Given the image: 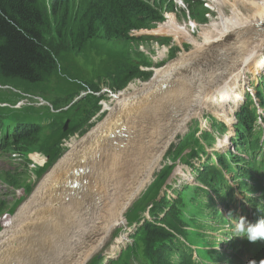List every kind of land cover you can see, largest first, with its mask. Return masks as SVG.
Wrapping results in <instances>:
<instances>
[{"label":"bare ground","instance_id":"bare-ground-1","mask_svg":"<svg viewBox=\"0 0 264 264\" xmlns=\"http://www.w3.org/2000/svg\"><path fill=\"white\" fill-rule=\"evenodd\" d=\"M207 5L216 18L198 29L199 37H194V29L199 27L196 25L177 26L175 21L168 20L159 27L156 34L178 30L179 34L166 35L174 38L178 45L189 44L193 51L154 72L151 81L142 89H136L132 84L113 95L114 106H104L107 118L70 145L69 151L43 176L28 201L5 223L10 226L6 231L11 232L12 237L0 246V249L4 248L0 253L2 262L7 254L16 253L18 260L15 264L25 260L26 264H85L105 245L113 228L124 224L125 211L150 181L155 168L162 160L171 162L166 156L173 147L167 148L177 135L184 134L187 123L207 108L214 93H224L225 87L236 83L228 95L238 98L245 84L237 76L238 70L245 65V51L250 50L255 39L258 45L264 46L261 37L264 35V0H208ZM230 35L234 36V43L221 57L228 59L235 55L241 59L236 73L230 69L226 75H214L205 85H199V90L195 85L188 86L182 79L177 87L171 86L178 80V65L188 66L191 62L189 56L198 57L200 50L211 48ZM161 60L163 56L159 57ZM161 90L160 98H146L147 101L138 98L140 94ZM152 100L157 105L149 104ZM229 109L236 111L233 106ZM155 110L158 112L153 115ZM234 113L229 116L227 112L228 119L221 120L230 124L236 117L237 112ZM263 120L257 119L256 125ZM204 132H200L201 136H205ZM177 163L189 168L183 160L175 165ZM159 170L160 167L154 176ZM248 179L253 183L254 174H247V183ZM151 185L153 183L142 193ZM228 189L231 191L233 186ZM197 200L203 206V198ZM186 203L183 199V204ZM128 228L133 229L131 225ZM124 249L116 248L119 253ZM57 251H60L59 255Z\"/></svg>","mask_w":264,"mask_h":264},{"label":"trees","instance_id":"trees-1","mask_svg":"<svg viewBox=\"0 0 264 264\" xmlns=\"http://www.w3.org/2000/svg\"><path fill=\"white\" fill-rule=\"evenodd\" d=\"M116 1L123 2L125 5H112L113 1L102 0L96 3V6L92 9L85 8L81 25L78 28L74 25V28L72 27L66 34L68 26L64 27L65 21L62 24H52L50 21L46 23V13L35 9L31 5L33 3L32 0H0V83H7V76L19 75L27 78L25 86L29 84L40 85L46 91H50L48 88L50 87L55 93L61 95L63 93L62 85L54 84L50 80H47L46 85L43 81V77H46L48 73L52 75V67L56 61L54 58H57L65 63L63 77L67 84L64 83V85H73L77 92L81 90V86L83 85L81 81V78L85 77V70L83 68L90 70L91 77L96 81H102L101 76L103 78L107 77L111 80L113 88H117L120 80L123 79L120 84L123 88L137 71L138 64L132 60L131 56L136 55L135 50L138 49L139 43L132 44L130 47L131 52L121 57L120 53L111 48L110 40H122L130 29L149 27L152 22L160 21L162 17L152 8L135 0ZM57 2L58 0L54 4H57ZM162 2H164V5L162 7L157 6L158 8H166L167 11H172L171 2L168 0H162ZM192 5L190 16L198 20L197 23L200 25L207 23V18H205L206 10L203 8L202 3L196 1ZM167 18L174 19L172 15H169ZM58 32L62 36L61 46L55 44L54 41H50V38L58 35ZM44 36L49 37L44 38ZM143 39L144 37H142ZM46 48L51 51L53 57ZM75 58H80L82 61L81 69L76 67ZM88 59L91 60L88 61ZM100 60L103 61L99 62ZM72 80L78 81L81 85H76ZM93 88L94 90L97 89L95 86ZM256 91L258 101L264 108V80L256 87ZM75 95L77 96L78 94ZM71 99H67L66 104ZM88 99L96 101L92 95L88 96ZM78 104L77 102L73 106ZM95 111L94 108L92 112H89L88 118ZM42 116L46 118L50 114L45 111L42 112ZM250 116H252L250 110L247 106H244L236 115L238 121L237 127L252 128V122L249 120ZM59 119L57 118V121ZM255 119L256 115L253 114L252 120L254 121ZM28 126L30 128L26 129L23 135H20L17 131L19 140H15V145H17L18 149L24 153L30 149L45 147L46 149L43 151H48L54 157H57V151L59 150L57 144L60 138H67L73 131L70 129L65 134L59 133L57 137H52L47 133L45 137L46 129L38 130L34 126L24 125V127ZM77 126L78 124L73 129ZM192 138L193 134L182 138L179 141L178 147H173L167 153L166 159L171 162L175 161L176 163L181 155V150L189 147ZM249 145L254 150L255 145L251 143ZM195 155L194 151H192L191 156ZM193 159L186 156V158L181 157L180 161L183 160L190 164ZM219 160L221 161L222 159L220 158ZM208 165L210 164L202 165L199 171L209 170ZM211 167L216 168L213 165ZM170 173V167H166L161 171L156 176V183L151 185L146 194L136 202L135 208L143 207L153 201L158 196V188L162 189ZM12 176L7 174L9 182L14 187H18ZM200 176L202 177L201 174ZM201 181L206 182L202 178ZM172 202L174 204L165 200L154 203L151 215L155 219L150 223L146 222L142 225L137 234V237L143 243L147 241V247L143 256L148 264H171L169 253L171 247L175 246L176 239L173 235V230L176 229V222L179 221L178 205L176 201ZM3 208L6 209L5 207ZM165 210H167L165 216L159 219L157 216ZM133 221L140 222L139 213L135 215V220L133 218L131 222ZM180 255L183 258V254Z\"/></svg>","mask_w":264,"mask_h":264},{"label":"rangeland","instance_id":"rangeland-1","mask_svg":"<svg viewBox=\"0 0 264 264\" xmlns=\"http://www.w3.org/2000/svg\"><path fill=\"white\" fill-rule=\"evenodd\" d=\"M195 1H203L204 7H206L208 0H195ZM61 9H63L62 6H61ZM84 9L80 10V12H81L80 14H84ZM180 9L181 10H179V12H182V10H185L184 7H180ZM179 12L176 13L178 17H180ZM208 12H209V16L207 17V15H206L207 24H210L211 22L215 21L216 17H215L214 11L208 10ZM168 15H174V14L169 13V14L164 15V18L167 19L166 21H168V20L175 21V19L167 18ZM47 20L48 19H45L46 23H48ZM62 22H63V20L60 19L59 24L60 23L62 24ZM164 22H165V20L160 24H153V26H152L153 31H151L149 34H147V36L144 38L142 48H140L139 50L138 49L135 50L136 55H133L135 57L134 62H136L140 67L131 76L132 79L131 80L129 79V82L127 83V85L124 88H122L120 86V84L123 81V79H121L116 90H113L112 86L108 87L106 85H99L97 87V90H101V89L102 90H101V93H98L93 88V82L91 81V79L93 77H91L90 70L83 68V70H85V77L81 78L83 85L81 86V90L79 92H77L76 88L73 85H64V83L67 84V82L64 80V77H63V71H64L63 69L65 66V63L62 62L61 60L57 59V58H54L56 61H55L54 66L52 67V75L48 73L46 77H43V81L45 82L46 85H47V83H46L47 80L52 81L54 84H58L60 86L62 85L61 87L63 88V93L61 95L55 93L50 87H48L50 91H46L45 88H41L40 85L29 84L28 86H24V89L26 92L37 96V98H36L37 101L39 100V98L45 100L43 110H41L40 113L47 111V113L50 114V117L53 119L52 122H49L48 125L45 127V129L47 130L49 135H51L52 137H57L59 135V133L65 134L70 129L73 130L67 138H60L61 141L58 142L60 144L57 145L59 148V150L57 151V154L62 153L64 151V149H66V150L64 151L63 154L58 156V158L61 157L62 155L64 156L65 152L68 149H70L69 146L71 144L80 140L85 134H88L89 132H91L92 131L91 129H94L99 123H101L100 121L102 120L103 115L105 117L103 120H105L107 118L108 113L106 111H104L103 106H105V105H109L111 107L114 106V99L111 98V96L115 95L114 93L117 94L120 90H123V89L126 90V88H128V86H130L132 84L135 85L136 89H142L144 87V84H147L151 81V79L154 75V72H157L158 70L165 68L169 63H173L177 59L181 58L184 55H188L193 51L191 49L190 45L187 43H185L184 45H181V46L176 44L174 38H173L174 40L171 39L170 41H160L161 40L160 38H163L166 35L165 36L164 35H158V34H156V31L158 30L157 27L159 25L161 26ZM177 22H178V24H180L178 19H177ZM185 23L186 24H183V22H181V24H183L185 26H188V24H189L190 26H188V27L195 26V25L199 26V27H195V29H194V31H196L194 34V37H196V36L199 37L198 36V32H199L198 29L203 25H200L198 23L195 24L193 22H190V23L185 22ZM64 27H65V25H64ZM65 33L66 34L68 33V29L66 30ZM138 34H139V36L144 37L143 32H139ZM58 35L50 38V41H54L55 44H57L58 46H61L62 45V36H61V34H59V32H58ZM133 35L134 34L131 33V36H133ZM46 37H49V36H44V38H46ZM233 37H234L233 35H230L229 38L228 37L222 38L221 39L222 41H220L217 45H214L211 48H204V50L203 49L200 50L198 57H194L193 55L189 56L188 58L191 61L190 64L186 67H183L182 65H178L179 70L176 71V74L178 76V80H175L174 82H172L171 86L173 88H174V86L177 87L178 86L177 83H181V79H182L183 81H185V83L188 86H190V85L194 86L195 85L196 88L199 90V88H200L199 85L200 86L205 85L206 81L210 77H213L214 75L218 76L219 74H222V73L224 75H226L228 70H230V69L232 70L231 71L232 73H236L238 63L241 62V59L239 58V60H238V58L235 55L231 58H228V59H224L223 57H221L222 53L227 50L228 46H230L231 44L234 43ZM261 37L263 38V41H264V35H262ZM155 40L158 42V44L155 43ZM117 43L118 42L116 40H113V42H112V44H114V45H117ZM46 49L50 53V55L53 57V54L51 53V51L48 48H46ZM180 53L183 55H180ZM246 55H247V57L244 61L245 65H243V67L241 69H239L237 72V76L242 78L244 80L243 83H245L244 86L241 87L242 89L240 88L241 94L238 96V98L233 99L228 95L229 90L232 89L233 86L236 85V83H232L231 85L225 87L224 93H222L221 91H217V93H214V95L211 97V100L209 101L207 108L200 111L201 114L199 113V116L202 115L201 118L200 117L192 118L187 123V128L185 129L184 134L182 133L180 135V136H184L187 133V129L189 128L188 126H189L191 121L200 120V126L202 128L200 130V132L202 133L205 131L204 129H207L205 131L206 132L205 136H201L200 140H204V142L206 144H208V143L210 144L211 148H208V145H207V151L209 153V156H208L209 158H211V155L214 153L224 152L228 148H231V142L227 141V139L229 137L232 138L234 132L231 131V129L228 125L229 131L226 135H224L227 131L225 129L221 130L220 127L217 125V123L226 124L221 119H224L225 117L228 119L227 112L229 113V116L231 115V113L232 114L234 113L229 108H231L233 106V108L236 109V111H237V108H240L243 105L244 100H245L244 98H245L246 94L250 93L252 96L255 95V92L253 89H255V87L260 83V81L262 79L264 80V46H262V44L258 45V40L255 39V42H254L253 46L250 48V50L248 48L245 51V56ZM161 56H163V59H164L163 61L162 60L159 61V57H161ZM89 60H91V59H88V61ZM74 61H75L76 67L78 69H81L82 68V61L80 60V58H75ZM226 63L230 64V65H227ZM235 63L237 65H235ZM222 66H223V68H222ZM231 67H233V68H231ZM107 82H110V81H107ZM45 84H43V85H45ZM75 84L81 85V84L76 83V82H75ZM19 85L23 86L21 82L19 83ZM201 88L205 91H208V89H205L204 87H201ZM88 90H93V91L97 92L101 96L102 102L98 103V100L97 101L89 100V99L87 100V97L91 95V93L87 92ZM211 92L212 91H208V93H211ZM162 93H163V90H161L158 93L153 92V94H151L150 92H146V94H140L138 98H140V100L147 101L146 98H150V99L153 97L160 98L162 96ZM75 94H78V95L80 94V96H81L80 102L78 105L68 108V105L66 104V100L69 98L75 97L76 96ZM22 103L23 102L18 103L17 106H21ZM149 104L157 105L155 102H153V100H152V102H149ZM38 105L39 104L37 103L36 106H38ZM42 105H43V103H42ZM42 105H39L38 108L42 107ZM256 105L258 106L259 102L256 101ZM99 106H100V108L97 111ZM257 106H254V109L261 112V110H259L260 108ZM94 108L97 111V113L95 111V113H92L91 117L88 118L90 115L89 112H92L94 110ZM102 108H103V114L99 118H95L96 115L101 112ZM236 111H235V113H236ZM157 112L158 111L155 110L153 112V115H155ZM235 113H234V115H235ZM38 116H39L38 113L34 114L33 118L35 121L37 120ZM57 116H59L61 118V122L63 124L62 127L60 126L59 122L55 120V118ZM203 117H205L204 119L207 122H205ZM35 121H33V122H35ZM90 121H93V122L90 124ZM227 121H229V120H227ZM71 122H76L78 124V126L75 129H73ZM258 123L261 126L259 129L260 134H264V128L262 127L261 121H259ZM212 125H213V127H211ZM194 126H195V124L192 125L191 130L193 129ZM230 126H232V125H230ZM218 130H219V133L221 136H217ZM209 134L211 136H209ZM177 136L173 141L177 142ZM230 138H229V140H230ZM173 141L171 143H173ZM219 144H221V146H219ZM44 149H46V148L42 147L41 149L40 148L39 149H36V148L30 149V150L23 153V158L21 157L19 161H16L12 157V154H1L0 155V172H1L0 174L4 175L7 173L9 175H13L12 177H13L14 181H16V184L19 187L24 186L28 183H31L33 185V192H34L35 188L37 187L38 183L42 180L43 176L47 175L49 172L43 173V174H36V172L33 171L31 173L29 171L28 165H29V163H32V162L33 163L37 162L39 164H42L45 160L39 159V158L42 156L41 151ZM49 158L50 157H48L47 160H49ZM52 159H55V157L53 156ZM205 162H206V160H200L198 162L194 161V165H191L190 169L186 168L182 163H177V165L174 168L173 173L171 175V177L173 175H174V177L172 178V180L170 177V179L168 180V183L170 182L172 187L176 190L179 187V191L183 190L182 187L184 185H195V181H194L195 179L193 176H198L201 173V171H199L200 165L205 163ZM160 166H161V164H160ZM160 166L158 165L155 168L150 181L143 188V191L152 183L153 176H154L156 170L158 169V167H160ZM14 169H16V170H14ZM52 169H53V167H52ZM189 176H191V177H189ZM187 178L188 179L192 178V179L189 181ZM143 191H141L140 193H142ZM140 193H139V195H140ZM169 193H170V196H173V194H171L172 192H169ZM145 194H146V192L142 193V195H145ZM139 195L135 198V200L139 197ZM24 197H23V201H24L23 203L28 201V199L31 196L29 198L28 197L24 198ZM0 198L3 199L5 201V203L7 202V203L11 204V203H13V200L15 198V192L13 191V189H8L3 183L0 182ZM135 200L130 204L129 207H131V205H133L136 202ZM21 205H20V207H21ZM8 207L9 206H7V208ZM126 211H125V213H126ZM125 213H124L123 218L125 219V217H126L127 221H129L131 219V215H130V213H126V215H125ZM126 219L123 221L124 224L122 226L113 228L112 234L109 235V238H108L107 242L105 243V245L102 246L96 253H94L92 255V257L96 254H102V256L108 257L107 253H109L111 255L110 257H113L114 255L117 254L115 252H118L116 250V248H120V249L122 247L125 248L128 244L133 250H135V248L133 247L132 239L134 238L135 235L137 236L138 232L133 233L134 230L132 228H128ZM221 222H223V221H221ZM221 222H220V224H221ZM126 227L128 228V230L124 229ZM208 229H209L208 227H205V230H208ZM123 235H125V237H121ZM183 236L190 243L196 244L200 247H203L204 245H207L208 242L212 241V240H208V238L206 236H202L201 234L197 233V230L185 231L183 233ZM3 249L4 248L0 249V253L2 252ZM58 252H60V251L56 252L57 255H59ZM198 253H199V256L201 258L206 257L204 250L200 249L198 251ZM1 263H2V255L0 254V264ZM133 263H135V262H133Z\"/></svg>","mask_w":264,"mask_h":264},{"label":"clouds","instance_id":"clouds-1","mask_svg":"<svg viewBox=\"0 0 264 264\" xmlns=\"http://www.w3.org/2000/svg\"><path fill=\"white\" fill-rule=\"evenodd\" d=\"M235 222L234 233L236 235L245 236L251 243L264 241V219L251 223L246 218L241 217Z\"/></svg>","mask_w":264,"mask_h":264}]
</instances>
